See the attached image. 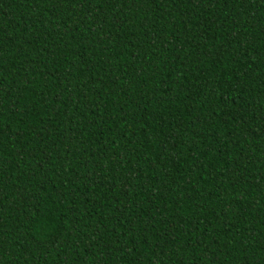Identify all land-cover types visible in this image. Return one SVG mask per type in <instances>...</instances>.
I'll return each instance as SVG.
<instances>
[{"label":"trees","instance_id":"16d2710c","mask_svg":"<svg viewBox=\"0 0 264 264\" xmlns=\"http://www.w3.org/2000/svg\"><path fill=\"white\" fill-rule=\"evenodd\" d=\"M0 264H264V0H0Z\"/></svg>","mask_w":264,"mask_h":264}]
</instances>
